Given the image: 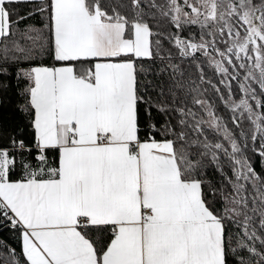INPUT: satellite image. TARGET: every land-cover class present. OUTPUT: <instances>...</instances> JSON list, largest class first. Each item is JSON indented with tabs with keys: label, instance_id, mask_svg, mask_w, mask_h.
<instances>
[{
	"label": "snow or ice",
	"instance_id": "6c2138e0",
	"mask_svg": "<svg viewBox=\"0 0 264 264\" xmlns=\"http://www.w3.org/2000/svg\"><path fill=\"white\" fill-rule=\"evenodd\" d=\"M0 264H264V0H0Z\"/></svg>",
	"mask_w": 264,
	"mask_h": 264
}]
</instances>
